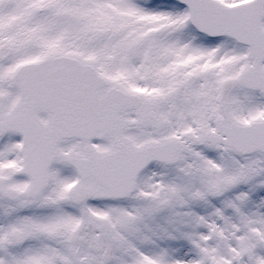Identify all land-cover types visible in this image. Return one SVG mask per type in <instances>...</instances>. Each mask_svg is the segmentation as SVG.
Returning <instances> with one entry per match:
<instances>
[{"label":"snow or ice","instance_id":"obj_1","mask_svg":"<svg viewBox=\"0 0 264 264\" xmlns=\"http://www.w3.org/2000/svg\"><path fill=\"white\" fill-rule=\"evenodd\" d=\"M0 264H264V0H0Z\"/></svg>","mask_w":264,"mask_h":264}]
</instances>
